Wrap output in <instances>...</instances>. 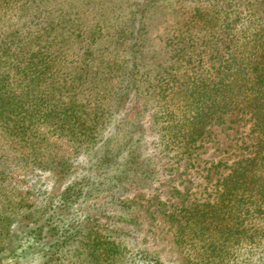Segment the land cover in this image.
Listing matches in <instances>:
<instances>
[{
  "label": "rangeland",
  "instance_id": "rangeland-1",
  "mask_svg": "<svg viewBox=\"0 0 264 264\" xmlns=\"http://www.w3.org/2000/svg\"><path fill=\"white\" fill-rule=\"evenodd\" d=\"M262 10L259 0H0V41L38 31L32 47L55 67L41 85L12 86L63 87L74 117L28 139L0 125V264H96L91 250L102 264L110 244L120 247L109 264H264V202H245L240 235L221 240L195 237L185 214L217 199L253 154V123L229 114L186 151L166 143L161 109L166 76L192 72L208 32L248 18L264 27Z\"/></svg>",
  "mask_w": 264,
  "mask_h": 264
},
{
  "label": "trees",
  "instance_id": "trees-1",
  "mask_svg": "<svg viewBox=\"0 0 264 264\" xmlns=\"http://www.w3.org/2000/svg\"><path fill=\"white\" fill-rule=\"evenodd\" d=\"M13 1L21 0H5ZM259 1L264 4V0ZM220 20L221 17H212L206 26L215 28ZM247 22L245 26L227 23L226 28L218 26L221 30L208 32L201 53L195 51L200 57L188 58V70L192 72L170 74L165 80L166 99L161 109L166 117L163 137L168 145H179L186 151L196 148L212 126L224 123L226 116L235 113L252 122L257 134L253 154L239 159L232 167L220 183L217 199L192 209L185 208L195 237L209 231L211 237L206 239L240 235L236 226L244 203L264 202V27L249 18ZM41 36L45 35L13 29L0 41V125L24 139L33 137L41 123H52L67 130L74 118L70 112L72 101L64 96L63 87L52 85L48 93H36L32 88L18 92L12 86L14 82L41 85L55 75L52 58L47 61L50 52L36 44L32 47V41H38ZM8 55L16 56L18 61L3 59ZM35 99L41 105L37 103L34 107ZM110 246L104 251L109 254L102 264H109L111 255L118 253L117 249H111H119V245ZM91 252L92 261L101 263L103 257Z\"/></svg>",
  "mask_w": 264,
  "mask_h": 264
}]
</instances>
